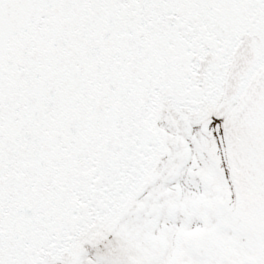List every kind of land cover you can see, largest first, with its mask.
<instances>
[{"label": "snow or ice", "instance_id": "1", "mask_svg": "<svg viewBox=\"0 0 264 264\" xmlns=\"http://www.w3.org/2000/svg\"><path fill=\"white\" fill-rule=\"evenodd\" d=\"M0 264H264V0H0Z\"/></svg>", "mask_w": 264, "mask_h": 264}]
</instances>
